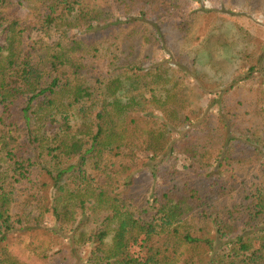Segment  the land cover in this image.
Here are the masks:
<instances>
[{"label": "trees", "instance_id": "obj_1", "mask_svg": "<svg viewBox=\"0 0 264 264\" xmlns=\"http://www.w3.org/2000/svg\"><path fill=\"white\" fill-rule=\"evenodd\" d=\"M183 1L0 0V264H264V37Z\"/></svg>", "mask_w": 264, "mask_h": 264}, {"label": "rangeland", "instance_id": "obj_2", "mask_svg": "<svg viewBox=\"0 0 264 264\" xmlns=\"http://www.w3.org/2000/svg\"><path fill=\"white\" fill-rule=\"evenodd\" d=\"M200 5L214 9L221 15L230 19L229 22L242 27L250 32H256L260 38L264 37V0H198ZM197 0L182 2V7L179 11L181 15H186L192 9L196 8ZM102 67L103 64L101 63ZM147 181L142 178L139 186L141 187Z\"/></svg>", "mask_w": 264, "mask_h": 264}]
</instances>
